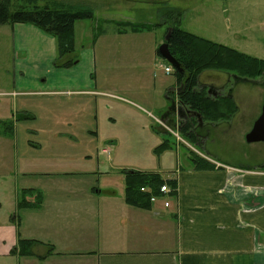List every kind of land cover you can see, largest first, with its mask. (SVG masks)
<instances>
[{
  "label": "rangeland",
  "instance_id": "1",
  "mask_svg": "<svg viewBox=\"0 0 264 264\" xmlns=\"http://www.w3.org/2000/svg\"><path fill=\"white\" fill-rule=\"evenodd\" d=\"M57 1L94 11L93 19L76 23L75 52L63 60L55 59V69L30 71L22 77L17 65L28 58L19 49V31L15 25L2 26L0 89L9 85L14 88L16 80L29 83L40 72L46 74L41 78H46V82L39 87L32 79L24 91H51L47 88L51 85L68 91L65 82L84 89L88 82L96 83L102 96L84 98L65 93L54 99L40 95L24 97L21 103L31 109L35 119L17 123L21 156L28 159L30 155L31 160L52 165L53 171L97 173L92 176L96 187L122 182L128 171L158 172L165 179L174 178L180 167L191 164L198 153L241 169H263L264 142L249 144L239 139L244 130L250 129V133L256 123L254 119L264 99V76L239 78L246 82H238L231 77L234 74L224 71L201 73L202 86L216 80L223 87L214 88L217 95L222 94L217 98H226L227 86H236L245 113V119L232 128L224 123L230 117L219 121L220 124L205 122L198 129L204 137L201 144L169 130L161 122L160 114L152 118L134 105H143L144 99L158 104L163 93L167 95L177 87L175 70L166 74L170 65L158 55L167 36V25L177 17H165L169 9L181 13L177 18L184 31L264 60V0ZM69 62L71 66L58 68ZM166 141L172 147L160 150ZM7 153L0 151V161L5 160ZM0 202L6 212L7 201L0 197ZM20 213L17 215L22 216ZM0 264L16 262L0 259Z\"/></svg>",
  "mask_w": 264,
  "mask_h": 264
},
{
  "label": "crops",
  "instance_id": "2",
  "mask_svg": "<svg viewBox=\"0 0 264 264\" xmlns=\"http://www.w3.org/2000/svg\"><path fill=\"white\" fill-rule=\"evenodd\" d=\"M14 27L19 31V49L28 58L17 65L22 77L26 72L54 68L58 58L56 38L32 25ZM42 76L46 74L37 72L33 76L37 86L46 82ZM27 83L16 80L14 88L9 85L0 89V151L8 152L0 161V197L9 205L5 212L0 202L1 260L16 264H264L263 169H241L198 153L196 156L213 168L196 169L193 161L180 167L175 177L169 178L177 182L176 196L167 198L169 208L165 207L167 199L158 200L149 209L130 206L125 200V177L117 184L111 181L114 184L106 182L96 187L92 176L97 173L53 171L52 165L31 160L30 155L28 159L21 156L17 123L35 119L31 109L23 107L24 97L54 99L67 93L96 98L102 96L96 83L87 82L81 89L65 82L68 91L51 85L47 86L51 91L32 92L24 91ZM204 85L208 91L223 89L216 80ZM227 87L235 110L224 123L232 128L245 119V113L236 86ZM177 89L163 93L158 104L144 99L143 105L134 106L152 118L160 114L169 130L181 133L187 120L196 119V114L180 103ZM221 96L219 92L213 95ZM262 107L261 101L254 123ZM182 112H189L188 118ZM197 123L200 125L194 129L198 132L205 122ZM249 131L242 132V143H247ZM200 137L199 144L204 139ZM19 211L22 216L17 215ZM19 239L38 242L31 256L12 253ZM50 247L54 248L52 254Z\"/></svg>",
  "mask_w": 264,
  "mask_h": 264
},
{
  "label": "trees",
  "instance_id": "3",
  "mask_svg": "<svg viewBox=\"0 0 264 264\" xmlns=\"http://www.w3.org/2000/svg\"><path fill=\"white\" fill-rule=\"evenodd\" d=\"M174 15L180 17L181 13L175 9H169L165 13L167 18L175 17ZM94 17V11L89 7H76L57 0H0V27L27 24L41 29L56 38L58 59L62 60L75 52L76 23ZM177 17L174 23L168 25V30L173 29L168 43L169 50L182 69V72H175L177 91L180 103L196 114V119L187 120L181 133L193 142L200 143V135L194 129L199 120L218 123L233 115L230 110L233 104L231 93L226 98H214V89L210 92L201 85V73L206 70L224 71L234 74L238 79H254L264 76V60L186 32L180 28ZM158 55L160 56L159 52ZM71 65L69 62L59 67ZM183 114L182 112L181 115ZM171 147L166 141L159 149L168 150ZM193 162L196 169L213 168L209 162L197 156L193 158ZM124 177L125 200L130 206L149 209L153 205L151 198L160 197V189L164 184L171 187V197L176 196L177 182L163 179L157 173L128 171L124 173ZM23 204L21 201V205ZM36 244L37 241L19 239L12 253L23 257L31 256ZM49 253H54L53 247H50Z\"/></svg>",
  "mask_w": 264,
  "mask_h": 264
},
{
  "label": "water",
  "instance_id": "4",
  "mask_svg": "<svg viewBox=\"0 0 264 264\" xmlns=\"http://www.w3.org/2000/svg\"><path fill=\"white\" fill-rule=\"evenodd\" d=\"M173 29L170 28L168 34L165 38V43L160 46L159 54L160 56L165 59L177 72H182L180 64L177 60L171 55L169 50V40L171 37ZM246 141L249 144L264 142V101L262 107V114L259 119L254 124L253 130L247 134Z\"/></svg>",
  "mask_w": 264,
  "mask_h": 264
},
{
  "label": "built area",
  "instance_id": "5",
  "mask_svg": "<svg viewBox=\"0 0 264 264\" xmlns=\"http://www.w3.org/2000/svg\"><path fill=\"white\" fill-rule=\"evenodd\" d=\"M167 72L170 73V69H167ZM144 190V189H143ZM145 191V190H144ZM160 193L163 195V196H167L171 193V189L167 186V185H163L160 189ZM157 197H152L151 198V202L152 203H155L157 201ZM169 203L166 202L165 203V207H169Z\"/></svg>",
  "mask_w": 264,
  "mask_h": 264
},
{
  "label": "flooded vegetation",
  "instance_id": "6",
  "mask_svg": "<svg viewBox=\"0 0 264 264\" xmlns=\"http://www.w3.org/2000/svg\"><path fill=\"white\" fill-rule=\"evenodd\" d=\"M186 116H187V118H188L189 115L186 113V114H185V117H186Z\"/></svg>",
  "mask_w": 264,
  "mask_h": 264
}]
</instances>
